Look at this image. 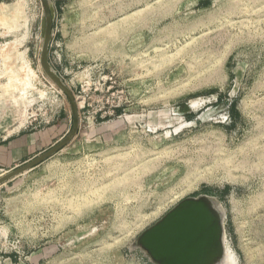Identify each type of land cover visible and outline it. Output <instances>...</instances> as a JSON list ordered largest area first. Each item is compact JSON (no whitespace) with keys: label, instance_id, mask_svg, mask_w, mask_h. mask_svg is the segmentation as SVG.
<instances>
[{"label":"rangeland","instance_id":"rangeland-1","mask_svg":"<svg viewBox=\"0 0 264 264\" xmlns=\"http://www.w3.org/2000/svg\"><path fill=\"white\" fill-rule=\"evenodd\" d=\"M48 1L79 126L0 189V264H153L138 236L201 195L230 264H264V0ZM43 19L41 0H0V93L22 124L61 113L65 137Z\"/></svg>","mask_w":264,"mask_h":264},{"label":"water","instance_id":"water-1","mask_svg":"<svg viewBox=\"0 0 264 264\" xmlns=\"http://www.w3.org/2000/svg\"><path fill=\"white\" fill-rule=\"evenodd\" d=\"M44 10L40 65L43 74L61 90L71 107V131L52 148L32 161L0 176V186L26 173L52 157L77 134L79 120L73 95L52 69L48 50L52 38L53 8L48 0H41ZM153 264H221L224 255L223 214L209 196L186 198L174 206L153 226L143 231L135 241Z\"/></svg>","mask_w":264,"mask_h":264},{"label":"crops","instance_id":"crops-1","mask_svg":"<svg viewBox=\"0 0 264 264\" xmlns=\"http://www.w3.org/2000/svg\"><path fill=\"white\" fill-rule=\"evenodd\" d=\"M6 95V92L0 93V171L3 172L11 171L32 161L64 137L63 130H61L63 126L61 113L50 123L22 124L17 122L15 114L11 112L13 106L3 104V97ZM10 100L13 102V98ZM7 183L1 185L0 189ZM3 226L10 227L8 223L0 220V227Z\"/></svg>","mask_w":264,"mask_h":264},{"label":"bare ground","instance_id":"bare-ground-1","mask_svg":"<svg viewBox=\"0 0 264 264\" xmlns=\"http://www.w3.org/2000/svg\"><path fill=\"white\" fill-rule=\"evenodd\" d=\"M40 67H41V65H40ZM42 70V69H41ZM22 80V79H21ZM225 240V239H224ZM225 243V242H224ZM225 247V255H224V258H223V260H222V262H221V264H230L231 262V255L229 254V251H228V249H227V247H229L228 246V244H227V247L226 246H224ZM233 263V262H232Z\"/></svg>","mask_w":264,"mask_h":264},{"label":"built area","instance_id":"built-area-1","mask_svg":"<svg viewBox=\"0 0 264 264\" xmlns=\"http://www.w3.org/2000/svg\"><path fill=\"white\" fill-rule=\"evenodd\" d=\"M6 172L0 171V176L4 175Z\"/></svg>","mask_w":264,"mask_h":264}]
</instances>
